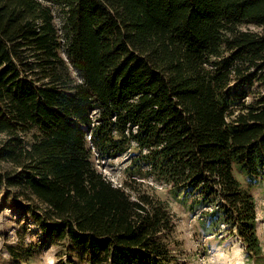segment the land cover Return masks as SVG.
I'll return each instance as SVG.
<instances>
[{"label":"trees","instance_id":"1","mask_svg":"<svg viewBox=\"0 0 264 264\" xmlns=\"http://www.w3.org/2000/svg\"><path fill=\"white\" fill-rule=\"evenodd\" d=\"M145 176L264 264V0H0L3 198L93 264H180Z\"/></svg>","mask_w":264,"mask_h":264},{"label":"rangeland","instance_id":"2","mask_svg":"<svg viewBox=\"0 0 264 264\" xmlns=\"http://www.w3.org/2000/svg\"><path fill=\"white\" fill-rule=\"evenodd\" d=\"M250 28L255 29L253 26ZM131 156L123 154L101 161L99 167L114 183L122 182L128 173L136 174L129 166ZM243 186L248 180L238 174ZM154 187L155 194L163 199L174 214L175 253L180 264H255L246 256L245 249L236 237L218 239L200 226L196 216L175 198L164 184L149 176L142 177ZM257 211V235L264 257V178L255 181L253 189ZM263 263V262H262ZM0 264H93L88 253L79 248L66 249L50 239L46 240L28 215L0 192Z\"/></svg>","mask_w":264,"mask_h":264}]
</instances>
